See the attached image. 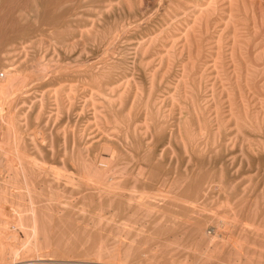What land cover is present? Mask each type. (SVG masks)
<instances>
[{"label":"rangeland","instance_id":"rangeland-1","mask_svg":"<svg viewBox=\"0 0 264 264\" xmlns=\"http://www.w3.org/2000/svg\"><path fill=\"white\" fill-rule=\"evenodd\" d=\"M0 18L2 19H0V79L3 80L0 82L2 85L0 94L4 96H0V100L4 98L1 100L3 103L0 101V108H4L0 109V111L3 109L1 112L4 113L2 115L0 112V148L4 145L0 149V152L3 150L0 154L2 165H0L2 191H0V197L3 196V192L5 194L8 191L1 199L3 203V199L7 198L4 199L7 203H0L2 204L0 224L3 226V223H7V227L9 226L7 232L10 231V227L14 230H12L14 233L10 231L9 236L0 237V242L5 246L15 247L18 244L17 241L23 240L22 233L17 232L19 230L15 228V223L19 219L26 218L23 217L24 213H19L23 212L22 207L26 204L28 206L25 207L28 210L26 208L24 212L27 213L31 203V206L35 207V213L39 210L37 212L39 214H35L36 220L39 221L37 222L39 226L37 241L42 245L39 246L40 255L45 256L40 260L48 264H54V261L67 264L72 262L96 264L98 259H101V261L98 260V264H122L126 259L128 260L124 264H137V262L138 264H264V235L262 236L264 234L262 233L264 232V0H0ZM9 47L13 48L9 49ZM10 75L16 76L17 79H13L12 76L11 78ZM17 75H20V79ZM9 78L10 81L7 82ZM21 78L25 81L21 82ZM15 82L17 85H14ZM5 84L7 90L3 88ZM7 86L13 87L15 91L11 93L12 88L9 90ZM29 92L32 94L29 95ZM9 95L17 97L10 98ZM8 96L13 103H9V99L5 100ZM5 110L10 114H7ZM8 116L10 120L14 118V122L10 121ZM6 118L7 122L10 121L9 123L12 122V124H7L4 120ZM6 130L10 137L15 136V139L8 137ZM169 135L170 137H167ZM14 140L17 141L14 142ZM32 141L35 144H32ZM103 144L104 148L101 147ZM77 145L80 147L77 148ZM6 148H9L7 151L9 155L6 154ZM107 148L109 151L106 150ZM39 150L42 153H39ZM13 151L20 155L26 154L22 158L17 154L14 156ZM8 156H11L13 165L9 163ZM24 157L29 158L25 161ZM31 157L36 159L34 163L38 161L35 165L33 164L35 159L31 163ZM98 160H104V163L102 161L98 163ZM5 161H9L8 165L11 166L12 172ZM106 161L109 164L112 163L111 167ZM87 162L91 163L90 167L92 164H94L92 167H97L94 168L97 169L98 175L108 169L114 171L111 175L112 171L110 173L105 171V176L103 172L101 176L96 177V180L97 174L93 172L96 170L88 167ZM83 163L88 171L90 169L89 172L83 169ZM30 164L36 169H31ZM43 164L51 166L52 169ZM14 165L18 166V169ZM23 165L26 167H24L25 170ZM143 166L146 168L143 169ZM113 167L116 169H112ZM99 168H102L99 170L100 173ZM20 169H23L24 175ZM30 169L34 170V177L30 174L32 173ZM131 169H134L133 172ZM136 169L143 176H140ZM13 170L14 172L17 170L16 174L19 175L15 176ZM35 171L38 174L35 175ZM63 171L65 176L61 175ZM120 171L123 172L119 174ZM59 172H61L60 176L56 177ZM85 172L91 175V180L85 177L88 175ZM52 173L53 176H51ZM73 173L74 177H72ZM43 175L46 178L48 175L49 178L46 179ZM121 175L126 177L122 178ZM14 176L19 177L17 179L19 182L16 178V181L12 178ZM106 176L105 180L103 177ZM7 177H11L15 182H10L11 179ZM78 177L80 179H75ZM56 178L59 181H55ZM81 178L87 179L82 180V183L84 185L87 183L86 185H89L88 187L92 190L82 185ZM101 178L105 180V183ZM116 179L121 181L122 186L119 187L120 189L116 187L118 192L122 191L118 193L119 197L115 196L117 194L115 182L118 180L112 181ZM131 179L143 184L136 181L138 185L137 183L133 185ZM71 180L84 189L76 188ZM25 181L27 183H24ZM76 181L78 183L80 181V185L76 184ZM95 181L103 184L104 190ZM108 182H111L114 187L113 191L108 184L110 190L106 192L108 185L105 186V184ZM32 183L34 185L30 186ZM133 183H135L134 180ZM9 184L11 186L14 184L15 188L13 186L11 188ZM15 185H18V189ZM97 185L101 193L113 194L115 191V199L112 198L113 195L109 197L107 194L98 193L100 189ZM26 187H28L27 190ZM94 187L99 191L95 192ZM134 187L140 190V194L139 192L136 194V190H133L135 194L133 191L129 192ZM10 188H14L13 191ZM148 189L152 193L156 189H158L156 192L162 195L164 192L167 193L166 196L165 193L164 196L158 193L152 195ZM51 190L54 192H50ZM141 190H144V195L141 194ZM25 191L26 193H23ZM123 191L136 195L135 198L138 195L144 197L149 194L146 199L140 197V200L137 198L134 201V196L131 198L132 196L127 195V192L124 194ZM12 192L15 195L23 193L20 196H26V194L27 196L24 200L22 199L23 202L21 199L18 201L20 196L18 195L19 198L17 195L13 196ZM49 193L57 194L54 195L55 198L50 197L53 201L48 200ZM82 193L85 194L81 199L79 195ZM172 195L174 201L181 199L183 203L180 200L178 204L173 203V200L170 203ZM158 197L160 199L166 197L164 198L166 200L162 202ZM13 199L16 200L15 202L18 201V205L13 203ZM34 199H36L35 202ZM151 199L154 201L152 202ZM68 200L72 202L69 201L68 204ZM127 200L134 203L127 204ZM138 200L142 203L140 204ZM186 200L187 207L184 206ZM50 201L53 203H48ZM10 202L14 207L10 205ZM135 202L141 206L146 204L149 208L141 207ZM19 203L23 206H19ZM57 203L69 205V208L68 206L67 209L64 206L62 208ZM135 205L140 206L141 209L145 208L141 210V214L140 208L138 210ZM168 205L173 208H169ZM228 207L229 211L226 209ZM6 208H10L11 211L10 209L7 211ZM194 208H199L202 213ZM81 209L82 212H80ZM147 210L151 214L149 211L147 213ZM153 210H158L161 215L158 211L156 214L151 212ZM162 212L165 216L168 215L167 217L174 215V219L175 215H178L176 216L178 220L160 218L164 216ZM17 213L23 218L17 216ZM99 213L102 218L106 215L102 221L98 217ZM131 213L135 216L139 214L138 216L144 217L145 220L140 217L135 218ZM146 213L150 215L147 216ZM190 213L192 217L186 218V215ZM15 216H17L16 220ZM28 216L27 218H30ZM49 216L52 219L48 218ZM129 216L134 218L131 219ZM218 216H221V220ZM181 217L182 221L185 219L184 222L193 221L191 224L196 225L197 228L201 227V231L198 232L196 227L189 226L190 222L186 224L179 222ZM42 218L47 221L50 219L49 223H51L48 225V222ZM97 219L101 221L99 226ZM108 219L112 220L111 223ZM121 220L124 221L123 223L128 222L127 225L125 224L126 230L124 224L120 227ZM26 221L24 224H28L29 220ZM78 221L81 222L78 223ZM238 221L240 225L245 224V227L242 225L243 228H241ZM11 222L15 225L10 224ZM104 223L107 227H104ZM179 223L185 227L181 229ZM42 224L44 226H40ZM134 224L137 226L135 227ZM176 224L179 225L176 226ZM129 226L132 229L127 231ZM40 227L46 228L42 231ZM116 227L119 229L116 230ZM141 228L144 230L141 231ZM45 229L47 237L43 233ZM120 229H124L126 233ZM118 232H122L119 234L121 237H116ZM10 234L17 239L12 237L14 240L10 239L13 242L11 240L9 242L7 238L11 237ZM45 237L50 241L48 244ZM203 237L206 238L202 241ZM208 239L209 242H207ZM210 239L214 242L212 243ZM99 240L102 243H99ZM129 240L134 241L131 246L128 245ZM172 240H174L173 244ZM167 242L169 244L171 242L168 248L163 246ZM117 243L119 247L115 245ZM177 244L178 247L175 248ZM97 246H100V252H104V248L108 252H104V255L97 253ZM115 247L118 251L114 249ZM173 247L175 249H172ZM47 248L49 252L47 250L45 255L43 250ZM164 248L167 249L165 251L170 248V251L165 252ZM211 248L214 251H210L213 250ZM199 251L200 253L203 251L201 255ZM212 253L215 255H211ZM95 254L99 255L97 256L99 258L95 257ZM203 254L206 259L211 260L205 262ZM107 258H110L108 262L112 259L115 262L105 263Z\"/></svg>","mask_w":264,"mask_h":264},{"label":"bare ground","instance_id":"bare-ground-1","mask_svg":"<svg viewBox=\"0 0 264 264\" xmlns=\"http://www.w3.org/2000/svg\"><path fill=\"white\" fill-rule=\"evenodd\" d=\"M2 7H3V6H2ZM34 10H35V9H34ZM37 14H38V13H37ZM1 17H2V16H1ZM0 19H1V18H0ZM6 19H7V18H6ZM1 20H2V19H1ZM2 24H3V23H2ZM0 27H1V26H0ZM14 45H15V44H14ZM10 46H11V45H10ZM11 48H13V47H11ZM11 48L9 47V49H11ZM3 49H4V48H3ZM15 49H16V48H15ZM4 50H5V49H4ZM7 72H8V71H7ZM12 73L14 74V72H12ZM10 74H11V73H10ZM13 74H12V75H13ZM16 74H17V72H16ZM16 74H15V75H16ZM6 75H7V74H6ZM12 75H10V77H11ZM20 75H21V74H20ZM20 75H17V76H18V79H20V78H19ZM12 77H13V79L16 78V76H12ZM12 77H11V78H12ZM4 79H5V81H6V78H4ZM13 79H11V80L14 81ZM16 79H17V78H16ZM27 79H28V78H27ZM0 80H1V79H0ZM35 80H36V79H35ZM2 81H3V80H1L0 82H2ZM8 81H10V78L7 79V82H8ZM20 81L23 82V81H25V79H22V78H21ZM26 81H27V80H26ZM18 82H19V81H17V83H18ZM21 82H19V83H21ZM32 82H33V81H32ZM0 84H1V83H0ZM2 84H4V83H2ZM11 84H13V83H11ZM15 84H16V82L14 83V85H15ZM14 85H13V86H14ZM16 85H17V84H16ZM8 86H9V85H8ZM8 86H7V88H8ZM26 86H27V85H26ZM97 86H98V85H97ZM5 87H6V84H5V86L3 85V88H5ZM16 87H17V86H16ZM29 87H30V86H29ZM60 87H62V86H60ZM69 87H70V86H69ZM9 88H10V87H9ZM9 88H8V89H9ZM11 88H12V89H11ZM11 88H10V89L12 90V91H11V93H12V92L15 91V90H13V87H11ZM22 88H23V87H22ZM83 88H84V87H83ZM0 89L2 90V85H0ZM10 89H9V90H10ZM14 89H15V88H14ZM43 89H44V88H43ZM69 89H70V88H69ZM87 89H90V88H87ZM97 89H98V88H97ZM5 90H7V89L5 88ZM90 91H91V90H90ZM4 92H5V91H4ZM0 93H1V92H0ZM2 93H3V92H2ZM5 93H6V92H5ZM18 93H19V92H18ZM18 93H17V94H18ZM24 93H26V92H24ZM35 93H36V92H35ZM94 93H95V91H94ZM98 93H100V92H98ZM149 93H150V92H149ZM14 94H15V93H14ZM19 94H20V93H19ZM19 94H18V95H19ZM26 94H28V93H26ZM31 94H32V93H31ZM31 94H30V92H29V95H31ZM39 95H40V94H39ZM72 95L74 96V94H72ZM89 95H90V94H89ZM101 95H102V94H101ZM0 96H1V97H4V96L1 95V94H0ZM9 96H11V95H9ZM9 96H8L7 99L5 98V100H8V99H9V101H8L9 103L12 102V100H11V102H10V98H12V97H13V98H14V97H17V96H11V97L9 98ZM27 96H28V95H27ZM41 96H42V95H41ZM44 96H45V94L43 93V100H44ZM97 96H98V95H97ZM99 96H100V94H99ZM148 96H149V95H148ZM22 97H23V96H22ZM34 98H35V97H34ZM36 98H37V97H36ZM41 98H42V97H41ZM100 98H101V97H100ZM102 98H103V97H102ZM3 99H4V98H2L1 100H3ZM14 99H15V98H14ZM26 99H27V98H26ZM72 99H73V98H72ZM80 99H81V98H80ZM1 100H0V101H1ZM5 100H4V101H5ZM43 100H42V101H43ZM18 101H19V98H18ZM152 101H153V100H152ZM1 102H2V101H1ZM6 102H7V101H6ZM8 102H7V103H8ZM2 103H3V102H2ZM2 103H1V106H2ZM12 103H13V102H12ZM31 104H32V103H31ZM152 104H153V103H152ZM5 105H6V104H5ZM5 105H4V106H5ZM7 105H8V104H7ZM7 105H6V106H7ZM29 105H30V103H29ZM8 106H10V105H8ZM25 106H26V105H25ZM17 107H18V106H17ZM41 107H43V105H42ZM71 107H72V106H71ZM1 108H3V107H1ZM1 108H0V109H1ZM11 108H12V107H11ZM27 108H29V106H28ZM32 108H33V107H32ZM3 109H4V108H3ZM3 109H2V110H3ZM5 109H6V107H5ZM17 109H18V108H17ZM30 109H31V108H30ZM2 110H1V111H2ZM7 110H8V108H7ZM12 110H13V108H12ZM41 110H42V109H41ZM1 111H0V112H1ZM5 111H6V110H5ZM10 111H11V110H10ZM6 112H7V111H6ZM8 112H9V111H8ZM8 112H7V114H10V112H9V113H8ZM11 112H12V111H11ZM25 112H26V111H25ZM39 112H40V110H39ZM22 113H23V112H22ZM59 113H60V112H59ZM156 113H158V112H156ZM1 114H2V112H1ZM1 114H0V116H1ZM5 114H6V113H5ZM11 114H12V113H11ZM2 115H4V113H3ZM13 115H14V114H12V116H13ZM24 115H25V114H24ZM94 115H95V114H94ZM155 115H156V114H155ZM10 116H11V115H10ZM12 116H11V118H12ZM14 116H15V115H14ZM19 116H21V115H19ZM3 117H5V116H3ZM30 117H31V116H30ZM39 117H40V116H39ZM8 118H9V120H10V117H9V116H8ZM19 118H21V117H19ZM24 118H25V117H24ZM13 119H14V118H13ZM13 119H11L10 121H13V122H14L15 119H14V120H13ZM95 119H96V118H94V120H95ZM4 120H6V122L8 121L7 118L4 119ZM19 120H21V119H19ZM10 121H9V122H10ZM45 121H46V120H45ZM67 121H68V120H67ZM9 122H7V124H12V122H11V123H9ZM21 123H22V122H21ZM42 123H43V122H42ZM69 123H70V122H69ZM88 124H89V123H88ZM45 125H46V124H45ZM69 125H70V124H69ZM0 126H1V125H0ZM42 126H43V125H42ZM42 126H41V127H42ZM96 126H97V125H96ZM9 127H10V125H9ZM12 127H14V126L12 125ZM45 127H46V126H45ZM5 128H6V126H5ZM39 128H40V127H39ZM53 129H55V128H53ZM63 129H64V128H63ZM63 129H62V130L60 129V130H61V131H64ZM80 129H82V128H80ZM36 130H37V129H36ZM0 131H1V130H0ZM10 131H11V130H10ZM10 131H9V132H10ZM12 131L14 132V129H13ZM89 131H90V130H89ZM6 132H7V130H6ZM18 132H19V131H18ZM18 132H17V133H18ZM50 132H51V131H50ZM52 132H53V131H52ZM31 133H32V132H31ZM36 133H37V132H36ZM57 133H58V132H57ZM64 133H65V132H64ZM169 133H170V132H169ZM173 133H175V132H173ZM2 134H3V132H2ZM7 134H8V137H10V135H9L8 132H7ZM41 134H42V133H41ZM51 134H53V133H51ZM58 134H60V133H58ZM72 134H73V131H72ZM5 135H6V134H5ZM11 135H12V134H11ZM18 135H19V134H18ZM62 135H63V132H62ZM78 135H79V133H78ZM82 135H83V134H82ZM82 135H81V136H82ZM13 136H14V133H13ZM22 136H23V135H22ZM6 137H7V135H6ZM32 137H33V136H32ZM62 137H63V136H62ZM167 137H170V135L167 136ZM10 138H11V137H10ZM68 138H69V137H68ZM79 138H80V137H79ZM165 138H166V137H165ZM1 139H2V138H1ZM11 139H12V140L15 139V136H14V138H11ZM9 140H10V139H9ZM33 140H34V139H33ZM39 140H41V139H39ZM62 140H63V139H62ZM64 140H65V139H64ZM81 140H82V138H81ZM6 141H8V139H7ZM6 141H5V142H6ZM16 141H17V140H14V142H16ZM23 141H24V140H23ZM34 141H35V140H34ZM37 141H38V140H37ZM41 141H43V140H41ZM73 141H74V140H73ZM0 142H1V141H0ZM30 142H31V141H30ZM43 142H44V141H43ZM92 142H93V140H92ZM41 143H42V142H41ZM63 143H65V141H64ZM68 143H69V142H68ZM93 143H94V142H93ZM7 144H8V143H7ZM7 144H6V145H7ZM12 144H13V143H12ZM32 144H35V142L32 141ZM42 144H43V143H42ZM77 144H78V143H77ZM91 144H92V143H91ZM2 145H3V144H2ZM8 145H9V144H8ZM10 145H11V144H10ZM19 145H20V144H19ZM23 145H24V143H23ZM72 145H73V144H72ZM74 145H75V144H74ZM87 145H88V144H87ZM99 145H100V144H99ZM38 146H39V144H38ZM41 146H42V145H41ZM51 146H52V145H51ZM84 146H85V145H84ZM2 147H4V145H3ZM2 147H1V148H2ZM10 147H11V146H10ZM12 147H13V146H12ZM14 147H15V146H14ZM34 147H35V146H34ZM34 147H33V148H34ZM78 147H80V146L77 145V148H78ZM86 147H87V146H86ZM86 147H85V148H86ZM101 147L104 148V144H103V146L101 145ZM1 148H0V149H1ZM40 148H41V147H40ZM73 148H74V147H73ZM8 149H9V148H8ZM8 149L6 148V154H7V155H9V153L7 152ZM17 149H18V148H17ZM24 149H25V148H24ZM44 149H45V148H44ZM109 149H110V148H109ZM148 149H149V148H148ZM150 149H151V148H150ZM11 150H12V149H11ZM106 150H108V148H107ZM108 151H109V150H108ZM1 152H3V150H2ZM1 152H0V154H1ZM9 152H10V151H9ZM13 152L15 153V151H13ZM40 152H41V151L39 150V153H40ZM105 152H106V151H105ZM111 152H112V151H111ZM41 153H42V152H41ZM54 153H55V152H54ZM106 153L108 154V152H106ZM2 154H3V153H2ZM10 154H11V153H10ZM16 154L23 158V155H25L26 153L20 155V154H18V152H16V153L14 154V156H15ZM76 154H77V153H76ZM87 154H88V153H87ZM3 155H4V154H3ZM103 155H105V154H103ZM108 155H109V154H108ZM108 155H107V156H108ZM11 156L14 158L13 155H11ZM11 156H8V158L10 159ZM19 156H17V157H19ZM26 156H27V155H26ZM105 156H106V155H105ZM109 156H111V155H109ZM109 156H108V157H109ZM1 157H2V156H1ZM3 157H4V156H3ZM32 157H33V156H32ZM32 157H31V163H32V160L35 159V158L32 159ZM79 157H80V156H79ZM94 157H95V156H94ZM22 158H21V159H22ZM27 158H29V157H27ZM27 158L24 157V160L26 161ZM11 159H12V158H11ZM11 159H10V162H9V161H8V162H9L11 165H13V164L11 163ZM15 159H16V157H15ZM17 159H18V158H17ZM21 159H20V161H21ZM95 159H96V157H95ZM99 159H100V157H99ZM105 159H106V158H105ZM108 159H109V158H108ZM18 160H19V159H18ZM18 160H17V161H18ZM43 160H44V159H43ZM93 160H94V159H93ZM109 160H110V159H109ZM111 160H112V157H111ZM12 161H13V160H12ZM14 161H15V160H14ZM14 161H13V162H14ZM22 161H23V160H22ZM25 161H23L24 164H25ZM29 161H30V159H29ZM29 161H28V162H29ZM34 161H36V159L33 160V164L35 165L38 161H37L36 163H34ZM98 161H99V160H98ZM101 161H102V163H104V162H103L104 160H101ZM101 161H99L98 163H100ZM5 162H6V161H5ZM8 162H6V163H7L6 165L9 164ZM39 162H41V161H39ZM53 162H54V161H53ZM53 162H52V163H53ZM83 162H85V161H83ZM92 162H95V161H92ZM106 162L108 163V161H106ZM109 162H110V161H109ZM154 162L156 163V161H154ZM16 163H17V162H16ZM18 163H19V162H18ZM23 163H20V164L22 165ZM26 163H27V162H26ZM49 163H50V162H49ZM64 163H65V162H64ZM76 163H77V162H76ZM151 163H152V162H151ZM28 164H29V163H28ZM39 164H40V163H39ZM65 164H66V163H65ZM65 164H64V165H65ZM81 164H82V163H81ZM86 164H88V162H87ZM0 165H1V161H0ZM17 165H18V164H17ZM25 165H27V164H25ZM30 165H31V164H30ZM34 165H33V166H34ZM37 165H38V164H37ZM37 165H36V167H37ZM43 165H45V164H43ZM43 165H42V166H43ZM69 165H70V164H69ZM83 165H84V163H83ZM90 165H91V163L88 164V167H90ZM93 165H94V164H92V166H93ZM95 165H96V164H95ZM97 165H98V164H97ZM100 165H101V164H99V166H100ZM103 165L105 166V164H103ZM111 165H112V163H111V164L108 163V166H109V167H111ZM1 166H2V165H1ZM4 166H5V165H4ZM8 166H9V168H10V169H9V168H8V169L10 170V172H12V170H11V169H12L11 166H10V165H8ZM8 166H6V167H8ZM14 166H16V165H14ZM14 166H12V167L15 168ZM39 166L41 167V164H40ZM45 166H46V165H45ZM57 166H58V165H57ZM59 166H60V165H59ZM73 166H74V165H73ZM92 166H91V167H92ZM104 166H103V167H104ZM151 166H152V164H151ZM151 166H150V167H151ZM17 167H18V166H16V168H17ZM24 167H25V166L23 165V169H24ZM31 167H32V165H31ZM46 167H50V168H51V166H46ZM46 167H45V169H46ZM65 167H66V166H65ZM83 167H84L83 169H85L86 171H88V170L85 168V165H84ZM88 167H87V168H88ZM91 167H90V168H91ZM94 167H95V166H94ZM94 167H92L91 169L93 170ZM143 167H144V166H143ZM143 167H141V168H143ZM153 167H154V166H153ZM25 168H26V167H25ZM66 168H67V167H66ZM74 168H76V167H74ZM95 168H97V167H95ZM95 168H94V169H95ZM106 168L108 169L107 166H106ZM106 168H103V169H106ZM114 168L116 169V167H113L112 169H114ZM137 168H139V166H138ZM141 168H140V169H141ZM145 168H146V167H144L143 169H145ZM2 169H3V168H2ZM5 169H6V168H5ZM17 169H18V168H17ZM23 169H20V170H22L23 175H24L25 173H24ZM31 169H36V168H35V167H32ZM31 169H30V171H31ZM39 169H40V168H39ZM51 169H52V168H51ZM51 169H50V170H51ZM54 169H55V168H54ZM63 169H64V167H63ZM77 169H78V168H77ZM101 169H102V168H99V169H98V172H99V170H101ZM117 169H118V168H117ZM120 169H121V168H120ZM140 169H139V170H140ZM143 169H142V171H143ZM150 169H151V168H150ZM20 170H19V172H20ZM24 170H25V169H24ZM27 170L29 171V169H27ZM42 170H44V169H42ZM42 170H41V172H42ZM55 170H57V169H55ZM74 170H75V169H74ZM92 170H91V174H92V176H93ZM95 170H96V171H93V172H96V174H97V169H95ZM131 170H132L131 172H133L134 169H131ZM136 170H137V169H136ZM0 171H1V170H0ZM4 171H6V170H4ZM33 171H34V170H33ZM33 171H31L32 173H30V174L33 175ZM37 171H38V168H37ZM44 171H46V170H44ZM59 171H60V170H59ZM78 171H79V169H78ZM82 171H83V170H82ZM89 171H90V169H89ZM89 171H88V172H89ZM105 171H107V170H105ZM105 171H102V172H101L102 174H103V172H104V175H103V176H105ZM110 171H112V170L110 169ZM110 171H109V169H108L107 172L110 173ZM113 171H114V170H113ZM113 171L110 173V175L113 173ZM115 171H116V170H115ZM123 171H124V169H123ZM123 171H120L119 174H121ZM146 171H147V169H146ZM148 171H149V170H148ZM152 171H153V170H152ZM6 172H7V171H6ZM8 172H9V171H8ZM13 172H14V170H13ZM19 172H18V173H19ZM35 172H36V171H35ZM35 172H34V173H35ZM38 172H39V171H38ZM51 172H52V170H51ZM51 172H50V173H51ZM88 172H87V173L85 172V173L88 174ZM144 172H145V170H144ZM144 172H142V173H144ZM154 172H155V171H154ZM1 173H2V172H1ZM16 173H17V170L14 172V174H15V176L19 175V174H16ZM43 173H44V172H43ZM50 173H49V174H50ZM53 173H54V170H53ZM53 173H52L51 176H53ZM60 173H61V172H59V175L55 173V174L57 175V176H56V175H55V176H56V177H59V176H60ZM65 173H67V172L65 171ZM99 173H100V172H99ZM101 173H100V175L97 174V175L95 176V178L101 176ZM109 173H108V174H109ZM134 173H135V172H134ZM137 173H138V170H137ZM139 173H140V172H139ZM139 173H138V174H139ZM148 173H149V172H148ZM148 173H147L146 175H148ZM7 174H9V173H7ZM10 174L12 175V173H10ZM21 174H22V173H21ZM36 174H38V173L36 172L35 175H36ZM62 174L64 175V171L61 173V175H62ZM68 174H71V175H72V173H68ZM77 174H79V173H77ZM77 174H76V175H77ZM82 174H84V173H82ZM82 174H81V175H82ZM4 175H5V174H4ZM4 175H3V176H4ZM11 175H10V176H11ZM45 175H46V174H45ZM74 175H75V174L73 173V176H72V177H74ZM110 175H107V176L110 177ZM113 175H115V174H113ZM124 175H125V174H124ZM131 175H132V174H131ZM131 175H130V176H131ZM139 175H140V176H141V175L143 176V174H141V173H140ZM139 175H138V176H139ZM151 175H152V174H151ZM8 176H9V175H8ZM15 176L12 177V178H14V180H15V178H16ZM26 176H27V175H26ZM26 176H25V177H26ZM28 176H29V174H28ZM28 176H27V177H28ZM43 176H44V175H43ZM64 176H65V175H64ZM66 176H67V175H66ZM78 176H79V175H78ZM84 176H85V175H84ZM87 176H88V177H87ZM87 176H85V177H86L87 179L91 180V178H90L91 175L89 176V174H88ZM107 176H106V177H103V178L105 179V178H107ZM116 176H117V175H116ZM116 176H114V177H116ZM133 176H134V174H133ZM136 176H137V175H136ZM27 177H26V180H27V182H28V181L30 180V179H29L30 177H28L29 180L27 179ZM32 177H34V175H33ZM40 177H41V175H40ZM61 177H62V176H61ZM72 177H70V179L73 180ZM85 177H84V178H85ZM109 177H108V179H109ZM111 177H113V176H111ZM118 177H120V175H118ZM118 177H117V178H118ZM121 177L123 178V177H126V176H122V175H121ZM128 177H129V176H128ZM131 177H132V176H131ZM131 177H129V178H131ZM134 177H135V176H134ZM144 177H147V178H148L149 176H144ZM3 178H4V177H3ZM5 178H6V177H5ZM7 178H9V177H7ZM12 178H11V177L9 178V179H11L10 182H11V181H14V180H12ZM18 178H19V177H18ZM18 178H16V180H17ZM35 178H36V176H35ZM35 178H34V179H35ZM44 178H46V177L44 176ZM48 178H49V176L47 175V178H46V179H48ZM64 178H65V177H64ZM64 178H63L62 180H64ZM122 178H121V180H122ZM132 178H133V177H132ZM136 178H138V177H136ZM139 178H140V177H139ZM149 178H151V177H149ZM149 178H148V179H149ZM158 178H159V177H158ZM38 179H40V178H38ZM50 179H51V178H50ZM53 179H54V178H52V180H53ZM56 179H57V180H56ZM56 179H55V181H59L58 178H56ZM66 179H68V178L66 177ZM66 179H65V181H66ZM75 179L78 180V179H80V178L78 177V178H75ZM87 179H82V178H81V183H82V180L86 181ZM101 179H102V178H101ZM101 179H100V180H101ZM119 179H120V178H119ZM119 179L112 180V181H117V180L119 181V183H118V181L115 182V183H117V186L115 185V189H116V187H118V188H119V187H122L121 184H120L121 181H120ZM127 179H128V178H127ZM127 179H126V180H127ZM151 179H152V178H151ZM155 179H156V178H155ZM4 180H5V179H4ZM4 180H3V181H4ZM16 180H15V181H16ZM24 180H25V179H24ZM72 180H71V182H72ZM92 180H95V179H92ZM96 180H97V178H96ZM102 180H103V179H102ZM102 180H101V181H102ZM105 180H106V179H105ZM105 180H103V183H105V182H104ZM133 180H134L135 183H133ZM140 180H141V178H140ZM144 180H145V178H144ZM5 181H7V180H5ZM8 181H9V180H8ZM15 181H14V182H15ZM30 181H31V180H30ZM98 181H99V180H98ZM130 181H132V184H133V185H134V184L136 185V183H137L136 181H138V180L135 181V179H131ZM141 181H143V180H141ZM17 182H19V180H17ZM27 182L25 181L24 183H27ZM31 182H32V181H31ZM67 182H68V181H67ZM89 182H91V181H89ZM89 182H88V184H90ZM95 182L97 183V181H95ZM125 182H126V181H125ZM138 182H139V181H138ZM143 182L145 183V181H143ZM2 183H4V182H2ZM2 183H1V184H2ZM8 183H9V182H7V184H8ZM20 183H21V182H20ZM20 183H19V185H20ZM29 183H30V182H29ZM47 183H48V182H47ZM96 183H94V184H96ZM113 183H114V182H113ZM139 183H142V182H139ZM149 183H150V182H149ZM172 183H173V182H172ZM15 184H16V183H15ZM48 184H49V183H48ZM48 184H46V185H48ZM52 184H53V183H52ZM64 184H65V183H64ZM66 184H68V183H66ZM72 184L75 185V182H72ZM76 184H79V185H80V181H79V183L76 181ZM86 184H87V183H85V185H84V183H82V185H84L85 188H87V187L89 186V185H86ZM91 184H92V182H91ZM91 184H90V185H91ZM97 184H99V182H98ZM108 184L111 185V187H112L111 189H112V191H113V188H114V187L112 186L111 182H110V183L108 182L107 184H105V186L108 185ZM142 184H143V183H142ZM150 184H151V183H150ZM3 185H5V184H3ZM3 185H1L2 188H3ZM9 185H10V184H9ZM28 185H29V184H28ZM33 185H34L33 183L30 184V186H33ZM39 185H40V184H39ZM41 185H42V184H41ZM58 185H60V184H58ZM61 185H62V184H61ZM68 185H69V184H68ZM68 185H67V186H68ZM92 185H93V184H92ZM92 185H91V187L93 188ZM99 185L101 186L100 188L104 190V188H105V187L103 188L104 185L101 184V183H100ZM118 185H120V186H118ZM137 185H138V183H137ZM154 185H155V184H154ZM154 185H153V186H154ZM7 186H8V185H7ZM12 186L14 187V184H13ZM12 186L10 185L11 188H12ZM15 186H16V189H18V188H17L18 185H15ZM50 186H51V185H50ZM69 186H71V184H70ZM77 186H78V185H75L76 188H79L81 185L78 186V187H77ZM142 186H143V185H141V187H142ZM171 186H172V184H171ZM5 187H6V186H5ZM19 187H20V186H19ZM23 187H24V186H23ZM23 187H22V188H23ZM45 187H46V186H45ZM54 187H55V186H54ZM59 187H60V186H59ZM62 187H63V186H62ZM75 187L73 186V188H75ZM95 187H96V185H95ZM95 187H94L95 192H96V191L98 192L99 190L95 189ZM97 187H98V185H97ZM109 187H110L109 185L106 187L107 190H108V191H106V189H105L106 192H109V190H110ZM138 187H139V186H138ZM141 187H140V188H141ZM147 187H148V186H147ZM168 187H169V186H168ZM205 187H206V186H205ZM0 188H1V187H0ZM11 188H10V189H11ZM14 188H15V187H14ZM14 188H13V189H14ZM31 188H32V187H31ZM31 188H30V189H31ZM47 188H48V187H47ZM69 188H71V187H69ZM73 188H72V189H73ZM81 188H83V187H80L79 189H81ZM98 188H99V187H98ZM100 188H99V189H100ZM149 188H150V187H149ZM151 188H152V187H151ZM210 188H211V187H210ZM13 189H11V190L13 191ZM20 189H21V187H20ZM27 189H28V187H26V190H27ZM48 189L50 190L51 188H48ZM83 189H84V188H83ZM88 189H90V188L88 187ZM101 189H100V191H99L98 193H101ZM119 189H120V188H119ZM123 189L125 190V187H124ZM142 189H144V187H143ZM208 189H209V187H208ZM208 189H207V190H208ZM5 190L7 191V188H6ZM90 190H92V189H90ZM133 190H136L135 187H134L133 189L131 188V190H129V192H130V191H133ZM148 190H149V189H148ZM156 190L158 191V189H156ZM156 190H154V192H153V193H155L154 195H156V194L158 193V192H156ZM166 190H167V189H166ZM0 191H1V189H0ZM3 191H4V190H3ZM15 191H17V190H15ZM52 191L54 192V190H51L50 192H52ZM70 191H71V190H70ZM73 191H74V190H73ZM105 191H103V192H105ZM116 191H117V189H116ZM139 191H140V190H136V194H138L137 192H139ZM141 191H142V190H141ZM143 191H144V190H143ZM143 191H142V192H143ZM149 191H150L149 193H152L151 190H149ZM1 192H2V191H1ZM1 192H0V195H1ZM7 192H8V191H7ZM7 192H5V194H6ZM18 192H19V191H18ZM20 192H22V191H20ZM56 192H58V190H57ZM59 192H60V191H59ZM95 192H94V193H95ZM106 192H105V193H101V194H103V195H106V194H107V196H109V197H110V195H113V197H112V196H111V197L114 198V195H115L116 193L118 194V193H120V192H122V191L119 190V192L117 191L116 193H115V191H114L113 194L106 193ZM110 192H111V191H110ZM124 192H125V191H123V193H124ZM126 192H127V191H126ZM126 192H125V193H126ZM129 192H127L126 194H127V195L129 194L130 197L132 196L131 198H133V196H134V199H133L134 201H135V199H137V198L139 199L140 197H142L141 195H138L137 198H135L136 195H132V194H130ZM133 192H134L133 194H135V191H133ZM142 192H141V194L144 195V192H143V193H142ZM161 192H162V191H161ZM201 192H202V191H201ZM3 193H4V192H3ZM3 193H2V195L4 196L5 194H3ZM15 193H16V192H15ZM23 193H26V191L23 192ZM23 193H20V194H23ZM29 193H30V192H29ZM29 193H28V194H29ZM64 193H65V192H64ZM87 193H91V192H87ZM98 193H97V194H98ZM125 193H124V194H125ZM145 193H146V190H145ZM149 193H148V194H149ZM153 193H152V195H153ZM164 193H165V192H164ZM164 193H163V195L160 194V192H159L158 194H160L161 196H164ZM166 193H167V192H166ZM166 193H165V196H166ZM9 194H11V193H10V190H9ZM9 194H8V195H9ZM12 194H13V196L15 195L13 192H12ZM20 194H18V195L20 196ZM30 194H32V193H30ZM46 194H47V193H46ZM49 194H50V196H49V198H50V197H54V195H55L56 193H54V195H53L52 193H49ZM51 194H52L53 196H52ZM59 194H60V193H59ZM61 194H62V193H61ZM84 194H85V193H82L81 195H79V196H81V199H82V196H83ZM95 194H96V193H95ZM117 194H116L115 196L119 197V194H118V195H117ZM124 194H123V195H124ZM139 194H140V192H139ZM148 194H147V196H148ZM202 194H203V193H202ZM16 195H17V193H16ZM16 195H15V197H16ZM18 195H17V196H18ZM36 195H37V194H36ZM56 195H57V194H56ZM68 195H70V194H68ZM88 195H89V194H88ZM167 195H169V194H167ZM170 195H171V194H170ZM3 196L0 197V203H2V200H1V199L3 198ZM5 196H6V195H5ZM11 196H12V195H10V199H12ZM19 196H18V198H19ZM26 196H27V194H26ZM26 196H22V195H21L20 198L18 199V201H19L20 199H21V200H22V199L24 200V197L26 198ZM37 196H38V195H37ZM59 196H60V195H59ZM61 196H62V195H61ZM63 196H64V194H63ZM77 196H78V195H77ZM97 196H99V195H97ZM145 196H146V195H145ZM145 196L142 197V198H145V199L148 198L147 196H146V197H145ZM150 196H151V195H150ZM7 197H9V196H7ZM15 197H14V198H15ZM28 197H29V196H28ZM68 197H69V196H68ZM70 197H73V196H70ZM99 197H101V195H100ZM120 197H121V195H120ZM122 197H123V196H122ZM152 197H153V196H152ZM156 197H157V196H156ZM156 197H155V198H156ZM172 197H173V195L170 197V198H171L170 203H171V201L173 200ZM40 198H41V197H40ZM47 198H48V197H47ZM54 198H55V197H54ZM54 198H53V199H54ZM62 198H63V197H62ZM78 198H79V197H78ZM78 198H77V200L80 199V198H79V199H78ZM102 198H103V196H102ZM102 198H101V199H102ZM105 198H106V196H105ZM123 198H125V197H123ZM123 198H120V199L123 200ZM150 198H151V197H149V199H150ZM158 198L160 199V197H158ZM164 198H166V197H163V199H160V200H162V202H164V201L166 200V199H164ZM168 198H169V197H168ZM174 198L177 199L176 197H174ZM4 199L6 200L7 198H4ZM4 199H3V203H2V204H4V202H6ZM30 199H31V198H30ZM57 199H58V198H57ZM65 199H67V198H65ZM81 199H80V201H81ZM83 199H84V198H83ZM97 199H98V197H97ZM114 199H115V198H114ZM116 199H117V198H116ZM118 199H119V198H118ZM120 199H119V200H120ZM140 199H141V198H140ZM140 199H139V200H140ZM145 199H144V200H145ZM156 199H157V198H156ZM14 200H15V199H13V201H14ZM21 200H20V201H21ZM23 200H22V202H23ZM35 200H36V199H34V202H35ZM37 200H38V199H37ZM48 200H52V198H50V199H48ZM63 200H64V199H63ZM63 200H61V201H63ZM72 200H74L75 202H77V200H75V199H72ZM72 200H68V204H69V201L72 202ZM99 200H100V198H99ZM107 200H108V199H107ZM122 200H121V201H122ZM139 200H138V202H140ZM151 200H152V202L154 201V199H151ZM151 200H150V203H151ZM163 200H164V201H163ZM177 200H178V199H177ZM179 200H180V202H181V199H179ZM179 200H178V201H179ZM7 201H8V200H7ZM9 201H11V200H9ZM15 201H16V200H15ZM15 201H14L13 203H14V204L16 203V204L18 205V203H17L18 201H17V202H15ZM29 201H30V200H29ZM32 201H33V200H32ZM39 201H40V200H39ZM45 201H46V200H45ZM52 201H53V200H52ZM59 201H60V199H59ZM59 201H58V202H59ZM74 201H73V202H74ZM84 201H85V200H84ZM129 201H130V200H129ZM129 201L127 200L126 203L128 202L127 204H130V203L132 204L133 201H132V200H131L132 202H129ZM167 201H169V199H167ZM178 201H174V200H173V203H174V202H176V204L180 203V202H178ZM22 202H21V203H22ZM34 202H33V203H34ZM46 202H47V201H46ZM54 202H55V201H54ZM75 202H74V203H75ZM108 202H109V201H108ZM144 202H145V201H144ZM147 202H149V201H147ZM162 202H161V203H162ZM177 202H178V203H177ZM184 202H185V203H184V204H185L184 206L187 207V205H186L187 200L184 201ZM6 203H7V202H6ZM13 203L10 202V205H11V204L13 205ZM21 203H19V206L21 205ZM28 203H29V202H28ZM48 203H53V202L50 201V202H48ZM48 203H47V204H48ZM55 203H56V202H55ZM64 203H65V201H64ZM133 203H134V202H133ZM135 203H136V202H135ZM141 203H142V201L140 202V204H141ZM161 203H160V204H161ZM181 203H183V200H182ZM190 203H191V202H190ZM225 203H226V201H225ZM2 204H0V206H1ZM23 204H24V203H23ZM25 204H26V203H25ZM57 204L60 205L61 207L64 206V205H62L61 203H60V204L57 203ZM99 204H100V203H99ZM136 204H137V203H136ZM140 204L138 203L137 205H140ZM158 204H159V203H158ZM192 204H194V203H192ZM195 204H196V203H195ZM195 204H194V205H195ZM197 204H198V203H197ZM197 204H196V205H197ZM221 204H222V203H221ZM221 204H220V205H221ZM5 205H6V204H5ZM8 205H9V204H8ZM29 205H30V206H29V211H28L27 213L24 212V211L28 210V208L25 207V206H28L27 204L24 205L25 208L22 207L23 212H22V213H19V214H23V213L25 214V213H26L27 215H29L28 217H30V218H27V215H26V214H25V215L23 214V217H26V218H27V221L29 220V221H28V224H27V223L24 224V221H26V220H25L26 218L21 217L22 215L19 216L18 213H17V216L23 218L24 220H23V219H19V218H17V219H19V220H17L16 223H15V221L13 220L14 223H15L16 225H15L13 222L10 223V224L13 223V224L16 226L15 228H16L17 230H19V231H17V232L22 233V234H21V235H22L21 237H23V238H22L23 240H21L20 242L17 241L18 244H17V246L15 245V247H14V246L10 247V245L5 246L2 242H0V264H48V263H46L45 261H44V262H45V263H44L42 260H40V258H42L44 255H43V256L40 255V254H41V252H40L41 250H39V246H42V245L38 244L39 242L37 241V240H38V234H39V226H38V223H37V222H39V221L36 220V216L39 214V213H37L39 210H38V211L36 210V211H37V212H36L37 215H35V214H36L35 211H34V208H35V207H32V206H31V203H30ZM40 205H41V203H40ZM42 205H43V203H42ZM44 205H45V204H44ZM49 205H50V207H51V204H49ZM49 205H48V206H49ZM55 205H56V204H55ZM65 205H66V204H65ZM71 205H72V203H71ZM133 205H134V204H133ZM142 205H144V206H141V205H140V206H141V207H145V206H147V208H149V206L146 205V204H142ZM180 205H181V204H180ZM220 205H219V206H220ZM223 205H225V204L223 203ZM228 205H229V204H228ZM19 206H16V207H19ZM21 206H23V205H21ZM35 206H36V205H35ZM37 206H38V205H37ZM45 206H46V205H45ZM45 206H44V207H45ZM67 206H68V208H69V205H67ZM67 206H64V207H66V209H67ZM108 206H109V204H108ZM135 206H136V205H135ZM140 206H136V208H137L138 210H139V208H140V211H139V212H140V214H141V210H144L145 208H144V209H141ZM169 206H170V205H168V207H169ZM198 206H200V205H198ZM198 206H197V207H198ZM225 206H226V205H225ZM5 207H7V206H5ZM9 207H10V206H9ZM12 207H14V205H13ZM12 207H11V209H12ZM16 207H15L14 209H16ZM64 207H62V208H64ZM70 207H71V206H70ZM78 207L81 208V206H78ZM129 207H130V206H129ZM168 207H167V208H168ZM188 207H189V205H188ZM194 207H195V206H194ZM3 208H4V207H3ZM23 208H24V209H23ZM26 208H27V209H26ZM36 208H37V207H36ZM45 208H46V207H45ZM45 208H44V209H45ZM82 208H83V212H85L84 207H82ZM147 208H146V209H147ZM169 208H173V207H169ZM169 208H168V209H169ZM189 208H190V207H189ZM199 208H201V207H199ZM199 208H196V209H198V211H199ZM223 208L225 209V207H223ZM6 209H7V208H6ZM9 209H10V208H8L7 211H9ZM11 209H10V211H11ZM19 209L21 210V207H20ZM25 209H26V210H25ZM38 209H39V207H38ZM77 209H78V208H77ZM86 209H87V207H86ZM103 209H104V208H103ZM106 209H107V208H106ZM109 209H110V208H108L107 210H109ZM152 209H155V208H152ZM182 209H183V208H182ZM191 209H192V208H191ZM194 209H195V208H194ZM196 209H195V210H196ZM204 209H205V208H204ZM226 209L228 210L229 207L226 208ZM20 210H19V211H20ZM22 210H21V211H22ZM51 210H52V209H51ZM56 210H57V208H56ZM56 210H55V211H56ZM59 210H60V209H59ZM62 210H63V209H62ZM62 210H61V211H62ZM73 210H75V209H73ZM99 210H100V209H99ZM149 210H150V209H149ZM149 210H147V213H148ZM166 210H167V209H166ZM176 210H177V209H176ZM12 211H13V209H12ZM14 211H15V210H14ZM17 211H18V208H17ZM40 211H42V209H41ZM48 211H49V210H48ZM61 211H60V212H61ZM66 211H67V210H66ZM77 211H78V210H77ZM157 211H158V210H156V211L153 210V211H151V212H153V213L155 212V214H156ZM228 211H229V210H228ZM29 212H30V214H29ZM52 212H53V211H52ZM63 212H64V211H63ZM72 212L74 213V211H72ZM80 212H82V209H81ZM102 212H103V211H102ZM112 212H114V211H112ZM134 212H135V211H134ZM134 212H133V213H134ZM139 212H138V213H139ZM145 212H146V210H145ZM158 212H159V211H158ZM181 212H182V211H181ZM188 212H189V211H188ZM196 212H197V211H196ZM233 212H234V211H233ZM2 213H3V212H2ZM46 213H47V212H46ZM54 213H55V212H54ZM61 213H62V212H61ZM61 213H60V214H61ZM100 213H101V212H100ZM100 213H99V216H98V217L101 218V221H102L103 218H104L106 215L103 216V218H102V217H100ZM133 213H131V214H133ZM147 213H146L145 215H147ZM149 213H150V211H149ZM159 213H160V212H159ZM162 213H163V212H162ZM166 213H168V212H166ZM184 213H185V211H184ZM197 213H198V212H197ZM199 213H202L201 210L199 211ZM204 213H206V212H204ZM231 213H232V211H231ZM237 213H238V212H237ZM0 214H1V213H0ZM10 214H11V213H10ZM13 214H14V213H13ZM15 214H16V213H15ZM15 214H14V215H15ZM40 214H42V213H40ZM50 214H51V213H50ZM55 214H56V213H55ZM81 214H82V213H81ZM95 214H97V213H95ZM131 214H130V216H131ZM142 214H143V212H142ZM150 214H151V213H150ZM150 214H149V215H150ZM157 214H158V213H157ZM163 214H164V213H163ZM168 214H169V213H168ZM186 214H187V213H186ZM186 214H185V215H186ZM195 214H196V213H195ZM14 215H13V216H14ZM62 215H63V214H62ZM84 215H85V214H84ZM88 215H89V214H88ZM133 215H134V214H133ZM133 215H132V216H133ZM138 215H139V214H138ZM138 215H137V216L134 215V217H135V218H136V217L139 218L140 216H138ZM149 215H147V216H149ZM159 215H161V213H160ZM190 215H192V214L190 213L189 215H186V218H187L188 216H190ZM196 215H197V214H196ZM201 215H202V214H201ZM205 215H206V214H205ZM232 215H233V214H232ZM17 216H15V220H16V217H17ZM42 216H43V215H42ZM50 216H52V214H51ZM50 216H49L48 218L52 219V217H50ZM57 216H58V215H57ZM107 216H108V215H107ZM109 216H110V215H109ZM111 216H112V215H111ZM130 216H129V217H130ZM143 216H144V215H143ZM167 216H168V215H167ZM167 216H165V214H164V216H161L160 218L167 217ZM170 216H171V217H170ZM170 216L167 217V218H172L171 221H174V220L177 218L176 216H178V215H175V219H174V215H173V216L170 215ZM10 217H11V216H10ZM43 217L45 218L46 216L44 215ZM94 217H96V216H94ZM127 217H128V216H127ZM134 217H132V218H134ZM191 217H192V216H190V218H191ZM193 217H194V216H193ZM196 217H197V216H196ZM218 217H219V216H218ZM220 217H221V216H220ZM220 217H219V219H220ZM234 217H235V216H234ZM59 218H60V217H59ZM61 218H63V217H61ZM69 218H70V217H69ZM109 218H110V217H109ZM111 218H113V217H111ZM111 218H110V219H111ZM130 218H131V217H130ZM132 218H131V219H132ZM138 218H137V219H138ZM141 218H142V217H140V219H141ZM147 218H148V217H147ZM160 218H159V219H160ZM183 218H184V217H183ZM188 218H189V217H188ZM190 218H189V219H190ZM199 218H200V217H199ZM4 219H5V218H4ZM8 219H9V218H8ZM10 219H11V218H10ZM13 219H14V218H13ZM40 219H41V218H40ZM42 219H43V218H42ZM50 219H48V221H47V219H46V220L43 219V220H44V221H47V222H48V225H49V224L51 223V222L49 223V220H50ZM57 219H58V218H57ZM64 219H65V217H64ZM70 219H71V218H70ZM104 219H105V218H104ZM128 219H129V218H128ZM142 219L145 220L144 217H143ZM11 220H12V219H11ZM22 220H23V221H22ZM67 220H68V219H67ZM71 220H72V219H71ZM91 220H93V219H91ZM114 220H116V219H114ZM143 220H142V221H143ZM146 220H148V219H146ZM176 220H178V219H176ZM184 220H185V219H184ZM184 220L182 221V217H181V220H179V222L182 221L183 224H184V223L186 224V223L190 222V223H189V226H191V225H192L191 223H193V221H191V220H189V221L186 220L185 222H184ZM204 220H205V219H204ZM220 220H221V219H220ZM234 220H236V219H234ZM239 220H240V219H239ZM27 221H26V222H27ZM97 221H98V219H97ZM101 221H100V222H99V221L97 222V223H98V226H99V223H101ZM106 221H107V220H105V222H106ZM108 221L110 222V221H112V220H109V219H108ZM134 221H139V220H135V219H134ZM142 221H141V222H142ZM217 221H218V220H217ZM1 222H2V220H1ZM1 222H0V223H1ZM7 222L9 223V221H7ZM52 222H53V221H52ZM68 222H69V220H68ZM74 222H75V221H74ZM74 222H73V223H74ZM76 222H77V221H76ZM79 222H81V221H78V223H79ZM120 222H122V223H120V224H121L120 227H123L122 224H124V226H125V224L127 225V223H128V222H127V223H123L124 221H122V220H121ZM156 222H157V221H156ZM160 222H161V221H160ZM175 222H176V221H175ZM182 222H181V223H182ZM220 222H222V221H220ZM233 222H235V221H233ZM239 222H240V221H238V223H239ZM45 223H46V222H45ZM66 223H67V221H66ZM70 223H71V222H70ZM95 223H96V222H95ZM110 223H111V222H110ZM113 223H114V222H113ZM113 223H112V225H114ZM226 223H227V222H226ZM238 223H237V224H238ZM245 223H246V222H245ZM6 224H7V223H5V224L3 223V226H1L2 224H0V226H1V227H0V237H3V236L8 235V234L10 233V231L13 230V229L11 230V227H10V231L7 232V230H9V229H8L9 226L7 227ZM10 224H9V225H10ZM26 224H27V225H26ZM104 224H105L104 227H107V224H106V223H104ZM115 224H116V223H115ZM153 224H155V223H153ZM165 224H166V223H165ZM170 224H172V223H170ZM179 224H180V223H179ZM179 224H176V226H178ZM233 224H234V223H233ZM235 224H236V223H235ZM51 225H52V224H51ZM59 225H60V224H59ZM63 225H65V224H62V226H63ZM78 225H79V224H78ZM96 225H97V224H96ZM96 225H95V226H96ZM108 225H109V224H108ZM129 225H130V224H129ZM166 225H169V224H166ZM166 225H165V226H166ZM223 225H224V224H223ZM229 225H230V224H229ZM239 225H240V223H239ZM242 225H243V224L240 225L241 228L245 227V224L243 225V227H242ZM247 225H248L247 227H249V224H247ZM40 226H44V224H42V225H40ZM52 226H53V225H52ZM65 226H66V225H65ZM68 226H69V225H68ZM85 226H86V225H85ZM87 226H88V225H87ZM115 226H117V224H116ZM130 226L133 227L132 225H130ZM130 226H129V228H127V229H129V230H127V231H130V229H132V228H130ZM134 226H135V224H134ZM136 226H137V225H136ZM136 226H135V227H136ZM176 226H175V227H176ZM180 226H181V224H180ZM183 226H184V225H183ZM183 226H181V229H182ZM187 226H188V224H187ZM202 226H206V225H202ZM225 226H226V225H225ZM257 226H258V225H257ZM46 227H47V226H46ZM46 227H40V229L42 228V231H43V230H44L43 228H46ZM71 227H72V226H71ZM126 227H127V226H125V230H126ZM139 227H140V226H139ZM184 227H185V226H184ZM191 227H196V225H195V226L192 225ZM47 228H48V227H47ZM49 228H51V227L49 226ZM72 228H75V227H72ZM83 228H84V227H83ZM85 228H86V227H85ZM93 228H94V227H93ZM133 228H134V227H133ZM165 228H166V227H165ZM173 228H174V227H173ZM200 228H201V227H198V228L196 227V229H198V232H199ZM251 228H252V225H251ZM254 228H255V227H254ZM254 228H253V229H254ZM262 228H263V227H262ZM57 229H59V228H57ZM57 229H56V230H57ZM68 229H69V228H68ZM86 229H87V228H86ZM95 229H96V227H95ZM99 229H100V228H99ZM118 229H119V228L116 227V230H118ZM187 229H188V228H187ZM187 229H186V230H187ZM203 229H206V228L203 227ZM246 229H247V228H246ZM249 229H250V228H249ZM253 229H252V230H253ZM114 230H115V229H114ZM125 230H124V229H120V231H122V232H124ZM138 230H139V228H138ZM142 230H144V229L141 228V231H142ZM189 230H190V228H189ZM189 230H188V231H189ZM206 230H207V229H206ZM247 230H248V229H247ZM256 230H257V229H256ZM262 230H263V229H261V231H262ZM13 231H14V230H13ZM13 231H12V232H13ZM21 231H22V232H21ZM42 231H41V233H42ZM57 231H58V230H57ZM82 231H83V230H82ZM93 231H94V230H93ZM98 231H101V230H98ZM131 231H132V230H131ZM133 231H134V230H133ZM172 231H173V229H172ZM196 231H197V230H196ZM196 231H195V232H196ZM200 231H201V230H200ZM202 231H203V230H202ZM204 231H205V230H204ZM254 231H255V229H254ZM257 231H259V229H258ZM17 232H16V234H17ZM52 232H53V231H52ZM91 232H92V231H91ZM122 232H121V233H122ZM134 232H135V231H134ZM192 232H193V231H192ZM195 232H193V233H195ZM251 232H252V231H251ZM13 233H14V232H13ZM20 233H19V235H20ZM43 233H45V234L47 233V232H46V229H45V231H44ZM43 233H42V237L44 238V236H43L44 234H43ZM50 233H51V232H50ZM77 233H78V232H77ZM82 233H83V232H82ZM89 233H90V232H89ZM99 233H100V232H99ZM121 233L118 232V235H117L116 237H118L119 234H121ZM124 233H126V231H125ZM128 233H129V232H128ZM136 233H137V232H136ZM146 233H147V232H146ZM254 233H257V232H254ZM262 233H264V232H262ZM64 234H65V233H64ZM108 234H109V236H110V231H109ZM108 234H107V235H108ZM112 234H113V233H112ZM139 234H140V233H139ZM156 234H157V233H156ZM203 234H205V233L203 232ZM206 234H207V233H206ZM257 234H258V233H257ZM11 235H12V234H10V236H11ZM72 235H73V234H72ZM134 235H136V234L134 233ZM137 235H138V234H137ZM141 235H143V233H142ZM141 235H140V236H141ZM144 235H145V234H144ZM197 235H198V233H197ZM197 235H195V236H197ZM254 235H255V234H254ZM263 235H264V234H262V236H263ZM8 236H9V235H8ZM15 236H16V235H15ZM17 236H18V235H17ZM64 236H65V235H64ZM70 236H71V235H70ZM193 236H194V235H193ZM204 236H205V235H204ZM207 236H208V235H207ZM12 237H14V235L11 236V237H9V239H8L7 237H4V238H7L8 241L11 240V242H13V240L15 239V237H14V239H13ZM21 237H20V239H21ZM46 237H47V234H46ZM46 237H45V238H46ZM119 237H121V235H120ZM124 237H125V236H124ZM151 237H153V236H151ZM154 237H155V236H154ZM210 237H211V236H209V238H210ZM222 237H223V236H222ZM263 237H264V236H263ZM4 238H3V239H4ZM10 238H12L13 240L10 239ZM102 238H103V237H102ZM106 238H107V237H106ZM108 238H109V237H108ZM111 238H112V237H111ZM114 238H115V237H114ZM159 238H160V237H159ZM194 238H196V237H194ZM205 238H206V237H205ZM205 238L203 237L202 241L205 240ZM211 238H212V237H211ZM213 238H214V237H213ZM213 238H212V239H213ZM255 238H256V237H255ZM16 239H17V237H16ZM16 239H15V240H16ZM20 239H19V240H20ZM47 239H48V238L45 239L46 242H47L46 244H48V243L50 242V241L47 240ZM119 239H120V238H119ZM121 239H122V238H121ZM123 239H125V238H123ZM144 239H146V238H144ZM212 239H210V240H211V242L213 243L214 241H212ZM226 239H227V238H226ZM226 239H225V240H226ZM0 240H1V239H0ZM7 240L4 239V241L8 242ZM39 240H40V239H39ZM149 240H150V239H149ZM166 240H167V239H166ZM166 240H165V241H166ZM2 241H3V240H2ZM115 241H116V239H115ZM122 241H123V240H122ZM125 241H126V240H125ZM129 241H130V240H129ZM165 241H164V242H165ZM173 241H174V240H172V244L174 243ZM9 242H10V241H9ZM15 242H16V241H15ZM15 242H14V243H15ZM100 242H101V241L99 240V243H100ZM132 242H134V241L131 240L130 242H128V243H130V244H128V245L131 246V243H132ZM162 242H163V241H162ZM207 242H209V239H208ZM207 242H205V245H207V244H206ZM230 242H231V241H230ZM234 242H235V241H234ZM234 242H233V243H234ZM236 242H237V241H236ZM101 243H102V242H101ZM118 243H119V240H118ZM118 243L115 244L116 246L118 245L117 247L120 246ZM146 243H147V241H146ZM146 243H145V244H146ZM228 243H229V241H228ZM121 244L123 245V243H121ZM167 244H168V245H167ZM170 244H171V242H170ZM170 244L167 242L166 245H163V246H165V247L167 246V248H168ZM208 244H209V243H208ZM214 244H215V243H214ZM223 244H224V243H223ZM234 244H235V243H234ZM12 245H14V244H12ZM44 245H45V244H44ZM79 245H80V244H79ZM98 245H99V244H98ZM100 245H102V244H100ZM115 245H114V246H115ZM143 245H144V243H143ZM225 245H226V244H225ZM228 245H229V244H228ZM236 245H237V244H236ZM173 246H174V245H173ZM213 246H214V245H213ZM232 246H233V244H232ZM232 246L230 245L231 248H232ZM43 247H44V246H43ZM48 247L50 248L51 245L49 244ZM81 247H82V246H81ZM99 247H100V246H97V248H98V250H96L97 253L100 252V251H99ZM170 247H172V246H170ZM177 247H178V244L175 246V248H177ZM204 247H205V246H204ZM207 247H208V246H206V248H207ZM209 247H211V245H209ZM49 248H47L46 250H43V251L45 252V253H44L45 255H46V251H47ZM55 248H56V246H55ZM175 248L173 247L172 249H175ZM216 248H217V247H216ZM237 248H238V247H237ZM262 248H263V247H262ZM44 249H45V248H44ZM56 249H57V248H56ZM82 249H83V248H82ZM105 249H106V248L103 249L104 252H106ZM112 249H113V248H112ZM112 249H111V251H112ZM114 249H116V247H115ZM114 249H113V250H114ZM183 249H184V248H183ZM202 249H204V248H202ZM211 249H213V248H211ZM217 249H218V248H217ZM238 249H239V248H238ZM240 249H241V247H240ZM57 250H58V249H57ZM100 250H102V249L100 248ZM162 250H163V249H162ZM165 250H167V249L164 248V251H165ZM193 250H194V249H193ZM199 250H200V249H199ZM215 250H216V249H215ZM260 250L263 251V249H260ZM260 250H258V251L260 252ZM53 251H54V247H53ZM84 251H85V250H84ZM116 251H118V250L116 249ZM164 251H163V252H164ZM168 251H170V248H169ZM168 251H165V252H168ZM171 251H172V250H171ZM195 251H196V250H195ZM207 251L209 252V249H208ZM210 251H214V249H213V250H210ZM216 251H217V250H216ZM39 252H40V253H39ZM48 252H49V250H48ZM48 252H47V253H48ZM93 252H94V251H93ZM104 252H100V254H101V253L103 254ZM107 252H108V251H107ZM107 252H106V253H107ZM152 252H153V251H152ZM155 252H156V251H155ZM202 252H203V251H201V253H202ZM234 252H235V251H234ZM238 252H239V250H238ZM263 252H264V251H263ZM153 253H154V252H153ZM199 253H200V251H199ZM201 253H200V255H201ZM206 253H207V252H206ZM210 253H211V252H210ZM210 253H207V254H210ZM260 253H262V252H260ZM86 254H87V253H86ZM112 254H113V253H112ZM207 254H206V255H207ZM213 254H214V253H212L211 255H213ZM235 254H236V253H235ZM262 254H263V253H262ZM52 255H53V254H52ZM52 255H51V256H52ZM61 255H62V254H61ZM71 255H72V254H71ZM92 255H93V254H92ZM103 255H104V254H103ZM125 255H126V254H125ZM214 255H215V254H214ZM236 255H237V254H236ZM238 255H239V254H238ZM263 255H264V254H263ZM68 256H69V255H68ZM94 256L97 257V256H99V255H96V254H95ZM106 256H107V255H106ZM110 256H111V255H110ZM204 256H205V254H203V257H204ZM207 256H208V255H207ZM44 257H45V256H44ZM47 257H48V254H47ZM70 257H71V256H70ZM70 257H69V258H70ZM212 257H213V256H212ZM63 258H64V257H63ZM75 258H76V257H75ZM88 258H89V257H88ZM92 258H94V257H92ZM97 258H99V257H97ZM126 258H127V257H126ZM204 258H205V257H204ZM208 258H209V257H208ZM214 258H216V257H214ZM258 258H259V257H258ZM48 259H49V258H48ZM65 259H66V258H65ZM94 259H95V258H94ZM108 259H110V258H107V260L105 259V260H106L105 263H109V262H113V261H114V260L112 259V260H109V262H108ZM144 259H145V258H144ZM200 259H201V257H200ZM205 259H206V258H205ZM205 259H204V260H205ZM252 259H253V258H252ZM75 260H76V259H75ZM78 260H79V259H78ZM83 260H85V259H83ZM89 260H90V259H89ZM95 260H96V259H95ZM98 260L101 261V259H98ZM98 260H97V263H96V264H98V262H99ZM127 260H128V259H126V261H127ZM202 260H203V259H202ZM210 260H211L210 258H209V259H206L205 262H206V261H210ZM50 261H51V260H50ZM50 261H48V262L50 263ZM126 261H124L122 264H124ZM136 261H138V259H137ZM136 261H134V262H136ZM146 261H147V260H146ZM41 262H43V263H41ZM70 262H71V261H70ZM114 262H115V261H114ZM121 262H122V261H121ZM134 262H132V263H134ZM102 263H104V262H102ZM138 263H139V262H137V264H138ZM52 264H53V263H52ZM54 264H67V263H65V262H55V261H54ZM68 264H69V263H68ZM70 264H81V263H73V262H72V263H70ZM82 264H83V263H82ZM86 264H87V263H86ZM231 264H232V263H231Z\"/></svg>","mask_w":264,"mask_h":264}]
</instances>
